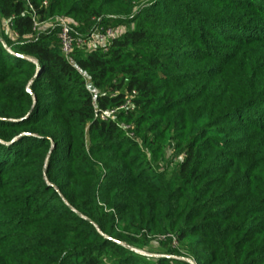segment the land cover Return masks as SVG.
<instances>
[{
  "label": "trees",
  "instance_id": "16d2710c",
  "mask_svg": "<svg viewBox=\"0 0 264 264\" xmlns=\"http://www.w3.org/2000/svg\"><path fill=\"white\" fill-rule=\"evenodd\" d=\"M29 1L0 0V264H189L124 247L153 234L164 256L173 237L196 264H264V0ZM144 4L67 58L31 17L95 31ZM159 124L183 155L169 179Z\"/></svg>",
  "mask_w": 264,
  "mask_h": 264
},
{
  "label": "rangeland",
  "instance_id": "374dc122",
  "mask_svg": "<svg viewBox=\"0 0 264 264\" xmlns=\"http://www.w3.org/2000/svg\"><path fill=\"white\" fill-rule=\"evenodd\" d=\"M145 5L146 4H144L142 6H138L137 8L133 9V11H132L133 14H131L128 17H124V18L121 17V18L117 19V20H119V19L124 20L128 23L117 24V23L111 21L108 25V28L112 30L113 37H117L120 34L124 33L125 30H128L130 28L135 27L136 23L134 22L133 18L136 15V13L139 10H141V8L144 7ZM57 18H62L70 24V26L72 27V35L73 36H78V37H81L85 40V45L82 48H79L80 51L83 53H89L90 51H93L97 48L103 47L111 39V38H109V39H105L103 41H100L97 38L90 37L91 32H93L91 29H87V28H81L80 29L77 24H74L73 21L71 22V20L67 17H57ZM54 23H55V21L53 19H49L43 23H40L39 26H37V32H38V30H41V31L48 30V28H50L51 26H54ZM97 30L98 31H96V33H98V34L101 33L102 32V26L97 27ZM3 37L7 38L12 43H16V37L13 34V32L10 29L4 30V32H2V28L0 26V41H2L1 38H3ZM5 48L10 55H14L10 49H8L7 47H5ZM183 64L186 65L187 62L183 61ZM104 88L106 89V87H104ZM104 88L101 90H95L92 87H90V85H89V89L95 93H97V92L104 93L105 92ZM131 99L132 98L130 96H127V105L125 108H121L119 110H117L115 108L108 109V113H110V120L116 119V115L118 114V112H126V110H127L126 108H129L130 112L135 111L133 109L132 103L130 102ZM196 124L198 127H200L204 124V120L203 119L199 120L196 122ZM164 128H165V126L163 124H159V128L156 131V134H158L159 136H164V139L162 141H157L156 146H158V145L163 146L162 147L163 149L161 150V154H157L156 157L153 156V170H157L156 172L158 174H162L161 172H163V174H165V176L169 179L171 174L176 172V166L182 160L183 155L179 154L178 151H175L173 149V147L171 146L172 141L169 140L168 132L165 131ZM121 130H122V132H124L123 136L126 137L125 146H131L134 149L140 150L141 145L138 143V138L135 137V135H134L133 127L129 126V125H123V126L121 125ZM153 147H155V146H153ZM141 152H143V151L141 150L139 152V154H142ZM143 153H145L143 155H145L146 158L150 159V156L148 153H146V152H143ZM167 238H168V236H165V235L153 234V235L147 236L145 243L141 244L140 247H130V246L129 247L131 249L137 251L138 255L145 257V258L146 257L147 258L163 257V258L171 259V257H176V256H171V255L170 256L169 255L164 256V255L160 254L163 251L161 249V248H163L161 246V243L166 241ZM190 240L193 241L194 237L190 238ZM170 248H172V249L174 248V250L179 249V253L182 254V255H180L182 257H178V258H180L179 260L182 261L183 258H185V259L189 258L188 253L186 251H184L185 247L179 245L177 242L172 243ZM105 261L110 262L111 259L109 257H107V258H105ZM137 261L140 263H144V264H152L151 260L144 261V259H139ZM172 264H177V263L173 262Z\"/></svg>",
  "mask_w": 264,
  "mask_h": 264
},
{
  "label": "built area",
  "instance_id": "2783aa9c",
  "mask_svg": "<svg viewBox=\"0 0 264 264\" xmlns=\"http://www.w3.org/2000/svg\"><path fill=\"white\" fill-rule=\"evenodd\" d=\"M24 3L32 11L30 1L24 0ZM31 17H32L34 27L39 26L40 23L36 22L34 13H32ZM50 28L51 29H53V28L57 29L56 39L59 42L60 50L62 52V55L65 58H67L69 56V54L72 52L73 49H79L85 45V40L83 38L72 35V27L70 26V24L67 21H65L62 18L55 19L54 26H51ZM96 31H98V30L91 32L90 37L97 38L100 41H103V40L109 39V38H113L112 30L109 28L102 30V32L99 34L96 33ZM126 105H127V101L123 106L116 108V109L119 110L121 108H125ZM94 117L101 120V121H107V120H110V113H108V110H105L101 113H96L94 115ZM171 239H172V243H175V239L173 237H171ZM171 259L179 260L180 258L171 257ZM188 260H189V264H196L194 260H191V259H188Z\"/></svg>",
  "mask_w": 264,
  "mask_h": 264
},
{
  "label": "water",
  "instance_id": "95a60500",
  "mask_svg": "<svg viewBox=\"0 0 264 264\" xmlns=\"http://www.w3.org/2000/svg\"><path fill=\"white\" fill-rule=\"evenodd\" d=\"M25 58V57H24ZM26 59H28V58H26ZM117 244H119V245H123L122 243H119V242H117ZM126 248H128V249H130L131 251H133V252H135V253H138L137 251H135V250H133V249H131L130 247H128V246H125ZM183 261H186V262H188L189 263V260L188 259H185V258H183L182 259Z\"/></svg>",
  "mask_w": 264,
  "mask_h": 264
}]
</instances>
